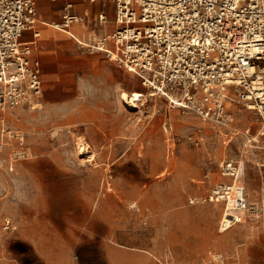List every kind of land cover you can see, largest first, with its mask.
Returning a JSON list of instances; mask_svg holds the SVG:
<instances>
[{"label": "rangeland", "instance_id": "374dc122", "mask_svg": "<svg viewBox=\"0 0 264 264\" xmlns=\"http://www.w3.org/2000/svg\"><path fill=\"white\" fill-rule=\"evenodd\" d=\"M121 79L128 90L149 91L136 76ZM122 91L116 138H93L95 124L65 122L61 110L41 104L0 113L8 140L2 156L9 160L15 146L29 150L13 170L0 165V219L19 225L1 240L0 264H112V250L138 264H204L211 251L223 252L230 264H264V232L253 220L222 231L231 233L190 259L189 245L172 243L174 232L158 219L177 210L217 212L213 203L189 198L224 179L219 163L240 155L241 138L164 96L146 95L131 106ZM236 115L240 130L258 127L253 111L237 108ZM17 130L21 144L9 135ZM256 173L246 172L251 185Z\"/></svg>", "mask_w": 264, "mask_h": 264}, {"label": "built area", "instance_id": "2783aa9c", "mask_svg": "<svg viewBox=\"0 0 264 264\" xmlns=\"http://www.w3.org/2000/svg\"><path fill=\"white\" fill-rule=\"evenodd\" d=\"M91 1H101L105 8L91 25L72 12L73 3L68 2L55 26L68 31L80 50L103 52L119 67L134 72L149 90L143 91L144 98L164 96L173 106L192 110L218 131L238 135L240 155L219 163L224 179L214 182L206 193L190 197L189 202L221 203L220 230L249 219L264 232V0ZM109 5L113 16L106 11ZM37 20L36 0H0L1 114L39 105L41 62L32 57V42L22 39ZM84 21L86 34L70 30L73 23ZM109 23L112 30H98ZM131 99L129 95L128 104H133ZM237 108L253 111L258 127L240 130ZM9 135L22 143L20 130ZM6 139L1 132L0 165L13 170L14 161L29 150L12 147L7 160L2 156ZM249 163L260 174L256 198L250 197L246 185ZM18 228L12 217L0 219V248L5 234ZM209 253L204 264H230L223 252Z\"/></svg>", "mask_w": 264, "mask_h": 264}, {"label": "crops", "instance_id": "0c3cea01", "mask_svg": "<svg viewBox=\"0 0 264 264\" xmlns=\"http://www.w3.org/2000/svg\"><path fill=\"white\" fill-rule=\"evenodd\" d=\"M68 2L73 3L71 11L84 16L89 25L105 9L101 1L36 0L38 20L32 29L23 33L22 39L32 42V57L41 62L42 94L39 104L43 105L46 111L61 110L65 122L95 124L96 129L91 135L93 138H116L121 124L117 117L123 116V112L118 108L119 91L124 90L120 93L123 102L126 96L136 90L143 92L141 89L128 90L123 87L121 76L129 73L138 80L140 78L126 68L117 67L103 52L87 53L80 50L75 38L68 31L55 26L56 22L61 21L64 7ZM106 11L113 16L112 5L107 6ZM87 28L85 21L75 22L70 30L82 36L86 34ZM113 28L111 23L98 26L101 32ZM111 121L115 122L112 129L105 125ZM251 168L255 166L249 165L246 172L248 173ZM255 170L258 171L256 168ZM245 176L250 197L256 198L260 174L256 173L258 182L256 181L255 185H251L247 174ZM213 205L218 207V211L209 215L201 211L185 210L163 212L158 215V219L168 223V229L174 232L170 235L172 243L189 245L190 259L199 257L202 246H218V240L231 233V230L222 232L225 230L220 229L219 233L217 224L223 206L221 203ZM247 221L252 224L249 219L243 222ZM243 222L240 224H245ZM196 244H200L201 247ZM110 261L112 264H138L129 262L126 258L118 259L117 250L111 251Z\"/></svg>", "mask_w": 264, "mask_h": 264}, {"label": "bare ground", "instance_id": "6f19581e", "mask_svg": "<svg viewBox=\"0 0 264 264\" xmlns=\"http://www.w3.org/2000/svg\"><path fill=\"white\" fill-rule=\"evenodd\" d=\"M131 96H132V99L131 100H129V101H132L133 102V104H131V106H136L137 105V101H139V100H143V95H144V93L143 92H141L140 90H136L135 92H133L132 94H130ZM128 97H129V95L128 96H126V99H125V102L128 100ZM138 106V105H137ZM83 146V145H82ZM92 155H94V154H91V155H88V156H86V159L85 160H89L90 161V159H92ZM94 158V157H93ZM84 159V158H83Z\"/></svg>", "mask_w": 264, "mask_h": 264}]
</instances>
